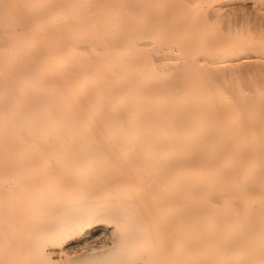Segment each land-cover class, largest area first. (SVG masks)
I'll return each instance as SVG.
<instances>
[{"label": "bare ground", "instance_id": "1", "mask_svg": "<svg viewBox=\"0 0 264 264\" xmlns=\"http://www.w3.org/2000/svg\"><path fill=\"white\" fill-rule=\"evenodd\" d=\"M213 1L0 0V264L97 230L91 264H264V107L199 59L235 46Z\"/></svg>", "mask_w": 264, "mask_h": 264}, {"label": "rangeland", "instance_id": "2", "mask_svg": "<svg viewBox=\"0 0 264 264\" xmlns=\"http://www.w3.org/2000/svg\"><path fill=\"white\" fill-rule=\"evenodd\" d=\"M202 13L203 20L195 18L203 21L201 29L211 31L205 34V47L225 38L235 39L234 48L228 52L221 50L212 55L206 52L199 55L200 60L219 63L207 67L210 76L230 80L232 95L241 90L248 95V100L260 102L264 107V0H214L200 15ZM111 238L100 230L84 232L65 247L67 253L74 256L70 264H91L92 257L101 254L87 258L90 249L112 247Z\"/></svg>", "mask_w": 264, "mask_h": 264}]
</instances>
